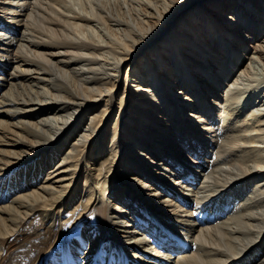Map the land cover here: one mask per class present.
<instances>
[{"label":"bare ground","instance_id":"1","mask_svg":"<svg viewBox=\"0 0 264 264\" xmlns=\"http://www.w3.org/2000/svg\"><path fill=\"white\" fill-rule=\"evenodd\" d=\"M75 4L0 0V262L264 264V0Z\"/></svg>","mask_w":264,"mask_h":264},{"label":"rangeland","instance_id":"2","mask_svg":"<svg viewBox=\"0 0 264 264\" xmlns=\"http://www.w3.org/2000/svg\"><path fill=\"white\" fill-rule=\"evenodd\" d=\"M68 2H69V4H71V5H74L75 6V8L76 9H78V8H80V6L79 5H77V4H75V3H77L78 2V4L80 3V0H67ZM75 2V3H74ZM171 14L172 13H170V15L169 16H171ZM192 13H190L189 12V14L187 13V14H185L183 17H182V15H180V16H178L177 17V19L179 20L178 22H180V23H184L185 22V20L186 21H188L189 20V16L191 15ZM184 20V21H183ZM202 24H203V22L202 21H200ZM200 23V24H201ZM96 26H100L99 24L97 25L96 23H94ZM199 24V25H200ZM180 25V24H179ZM225 37V36H224ZM222 38L224 41L226 40L225 38ZM234 44V43H233ZM238 46H240V47H238ZM243 46V47H242ZM247 46V45H246ZM245 46V47H246ZM231 47H233V45H231ZM236 47H238V48H242L241 50H242V52H246V54H241V53H238V50H236L235 48ZM234 49H235V51L237 52V54H239V55H241V56H243L244 57V55H246L247 57L249 56V54H250V56H255V58L253 59V60H255L254 62H253V64L252 65H254L255 66V70H254V67H252L253 68V70H254V72H258V74H262V73H264V66L262 65V63H261V61L260 60H258V58L256 57V53H254V50H252L249 46H247V51L245 50V51H243L244 49V44L243 45H237ZM153 77H152V81H156L155 80V78H157L156 77V75H155V73L153 72ZM181 99H182V97H181ZM200 99L201 98H199V100L197 101V102H199L200 101ZM209 103V104H208ZM211 102H207V104L209 105V106H211V108L212 109H214V106H212L211 104H210ZM193 104V102L192 101H189V102H187V105H192ZM189 110L190 109H185V115H188L189 114ZM195 114V113H194ZM188 120H190L191 118H188L187 116H185ZM15 172H13V174H14ZM10 175H12V172L10 173ZM106 206H101V205H98V207L94 210V212L93 213H91L90 211H87L86 213H84L81 217H78V219L76 218V216L75 215H70V214H66V216H65V218H62V220H61V222H59V220H57L56 222H55V224H56V226L54 227V228H57V229H55V232L56 231H59L58 232V236L57 235H55L54 237H52V240L54 241V245H53V248L55 249V251H56V249H60V247L62 246V245H65V244H70L71 243V241L72 240H77L78 238H80V236H84L83 235V233H81L82 232V230H83V227H84V225L83 224H90L92 221L94 222V223H96L98 226H106L105 228H109L110 229V226H109V223H108V216H107V214H106ZM38 214H34V216L36 217ZM34 216H32V218L31 219H29V221H30V226L32 227V229L34 228V227H37L38 226V230H39V233H43V230H42V228H43V226H42V224H41V222H40V219H39V217L37 218V220H35L34 221ZM38 223H37V222ZM37 223V224H36ZM61 225V226H60ZM27 226L26 225H24V229L26 228ZM40 228V229H39ZM60 228V229H59ZM23 229V228H22ZM21 229V230H22ZM24 231V230H23ZM22 232V231H21ZM25 232V231H24ZM54 233V232H53ZM63 233H64V235H63ZM44 234V233H43ZM20 235V236H19ZM19 235H15V236H13L10 240H12V247L10 246H8L9 247V249L7 250V251H5V249L3 248V250H2V255L3 256H5V258L0 262V264H4L5 262H6V260H8L9 258H14L13 257V255H16L15 253H18V252H21V253H23V255L26 253L25 251H27L28 253H30L31 255H33V256H35L34 254H36L37 252H40V251H33V250H31V245L30 244H27V246L26 245H24V246H22V244L23 243H26V242H28L29 241V239L27 238V235L26 234H19ZM59 235H61L60 237H59ZM25 238H24V237ZM44 236H47V235H44ZM55 237L57 238V237H59L58 239H55ZM63 237V238H62ZM40 238V237H39ZM14 239V240H13ZM60 239V240H59ZM7 240H9V239H7ZM55 240H58V241H55ZM62 240V241H61ZM44 242V241H43ZM74 243H76V244H78V245H80L78 242H74ZM7 245H9V243H6L5 244V246L7 247ZM56 245V246H55ZM68 246V245H67ZM21 247H23L22 249H21ZM23 249H25V250H23ZM12 251V252H11ZM12 253V254H11ZM52 254H54V252H51ZM52 254H48L49 256H52ZM8 257H7V256ZM10 256V257H9ZM39 256L40 255H38L37 256V258H38V260H39ZM37 258H28V259H23V261H21L20 260V257L17 255V257L16 258H14L15 260H13L14 262V264H37ZM6 259V260H5ZM16 259H18V260H16ZM33 262H32V261ZM5 261V262H4ZM25 262V263H24ZM44 263H46V261H44Z\"/></svg>","mask_w":264,"mask_h":264}]
</instances>
